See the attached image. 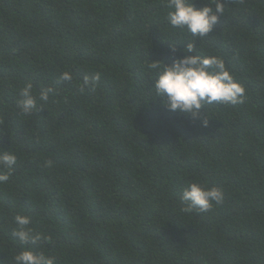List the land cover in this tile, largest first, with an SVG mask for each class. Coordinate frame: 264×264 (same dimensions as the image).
Segmentation results:
<instances>
[{
    "label": "trees",
    "instance_id": "16d2710c",
    "mask_svg": "<svg viewBox=\"0 0 264 264\" xmlns=\"http://www.w3.org/2000/svg\"><path fill=\"white\" fill-rule=\"evenodd\" d=\"M220 2L196 38L170 26L167 0H0V152L17 156L0 184V264L24 250L56 264H264V0ZM187 43L224 60L243 103L193 119L154 100L148 63L171 65ZM29 82L37 110L25 116ZM193 182L223 203L183 212ZM16 215L48 239L22 245Z\"/></svg>",
    "mask_w": 264,
    "mask_h": 264
},
{
    "label": "clouds",
    "instance_id": "9594fccd",
    "mask_svg": "<svg viewBox=\"0 0 264 264\" xmlns=\"http://www.w3.org/2000/svg\"><path fill=\"white\" fill-rule=\"evenodd\" d=\"M168 22L172 28L186 29L193 37L203 38L213 31L220 17L224 16L225 4L220 0H206V6L196 8L194 0H167ZM170 51L175 54L177 46L170 43ZM195 52V55L190 53ZM148 68L156 70L157 77L153 82L154 100L159 99L170 112H179L185 117L193 119L200 116L205 104L223 103L236 105L243 103L246 89L237 82L227 69L224 60L218 56H202L197 54L196 44L187 43L180 59H173L171 65L164 62H149ZM61 80H71V75L62 73ZM100 80V74L84 78V86L95 88ZM83 91V89H81ZM54 94L52 87L45 88L39 93V101L46 103L49 95ZM21 99L17 108L25 116L37 110V97L33 95V85L29 82L20 90ZM207 126L208 119L202 120ZM17 156L10 151L0 152V184L9 181ZM224 200L223 190L215 187H206L199 182L190 183L183 189L180 203L182 211L208 212L213 203L221 204ZM15 236L22 245L37 244L46 241L47 236L34 232L30 228L31 218L16 215ZM15 264H56L54 256H46L31 250H24L14 256Z\"/></svg>",
    "mask_w": 264,
    "mask_h": 264
}]
</instances>
